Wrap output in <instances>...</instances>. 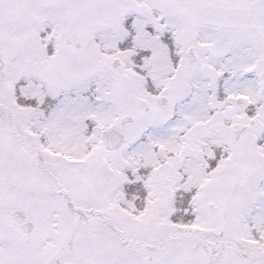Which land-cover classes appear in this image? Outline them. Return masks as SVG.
Instances as JSON below:
<instances>
[{
  "label": "snow or ice",
  "instance_id": "1",
  "mask_svg": "<svg viewBox=\"0 0 264 264\" xmlns=\"http://www.w3.org/2000/svg\"><path fill=\"white\" fill-rule=\"evenodd\" d=\"M0 264H264V0H0Z\"/></svg>",
  "mask_w": 264,
  "mask_h": 264
}]
</instances>
